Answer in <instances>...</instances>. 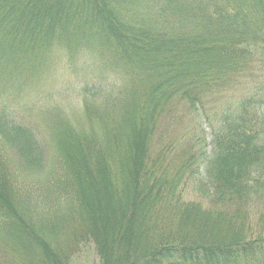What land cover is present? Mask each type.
<instances>
[{"label": "trees", "instance_id": "16d2710c", "mask_svg": "<svg viewBox=\"0 0 264 264\" xmlns=\"http://www.w3.org/2000/svg\"><path fill=\"white\" fill-rule=\"evenodd\" d=\"M57 47L101 85L56 156L0 104V264H264V0H0V96Z\"/></svg>", "mask_w": 264, "mask_h": 264}, {"label": "rangeland", "instance_id": "374dc122", "mask_svg": "<svg viewBox=\"0 0 264 264\" xmlns=\"http://www.w3.org/2000/svg\"><path fill=\"white\" fill-rule=\"evenodd\" d=\"M82 62L83 59L80 60V63ZM89 62L91 61L87 58L85 63L89 65ZM39 65L40 67L26 79L29 81L27 84L28 89L20 85L21 81L25 80L23 77L19 75L10 77L8 82L11 93L7 92L10 97L6 100V98L4 99V97L0 96V104L13 110L20 116L22 121L37 126L38 130H40V138H44L46 141V155L56 156L57 152L53 151L49 145L51 141L48 133L43 131L45 127L43 120L40 115L37 116V113L41 114V110L57 107L56 110L58 109V112L56 114L58 116L54 117L49 128H51V131L55 129L57 136L61 137L66 145L73 143L60 124L63 122L64 126L67 125L68 127L82 126L85 128L87 126V122L90 119H87L84 114L83 96L84 94L90 95L98 90L101 80L96 79L98 77L95 67L93 68L89 65L90 71L87 70L86 73L84 71L85 67H83V70L76 68L77 61L69 65L64 50H60L59 47L55 49L53 54L48 56V59L43 64L39 63ZM115 78L110 74L106 80L112 82L115 81ZM106 80L103 81L105 82ZM89 86L92 89L90 91H88ZM47 116H49V113ZM177 127L180 129V124ZM54 133L53 135H55ZM97 185L94 187L96 193L93 192V188L89 190V199L94 205L96 202H102L99 183ZM193 195L192 191L185 189V198H193ZM106 204L110 205L108 202ZM69 264H101L92 241L81 242L78 250L71 256Z\"/></svg>", "mask_w": 264, "mask_h": 264}]
</instances>
